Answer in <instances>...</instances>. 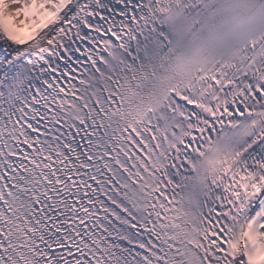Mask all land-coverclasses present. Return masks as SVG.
Instances as JSON below:
<instances>
[{"label":"snow or ice","instance_id":"obj_1","mask_svg":"<svg viewBox=\"0 0 264 264\" xmlns=\"http://www.w3.org/2000/svg\"><path fill=\"white\" fill-rule=\"evenodd\" d=\"M0 264H264V0H0Z\"/></svg>","mask_w":264,"mask_h":264}]
</instances>
